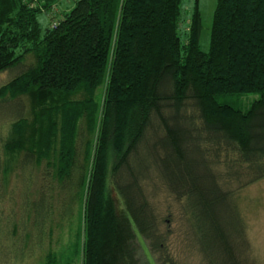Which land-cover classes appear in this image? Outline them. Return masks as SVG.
Masks as SVG:
<instances>
[{"label": "trees", "instance_id": "1", "mask_svg": "<svg viewBox=\"0 0 264 264\" xmlns=\"http://www.w3.org/2000/svg\"><path fill=\"white\" fill-rule=\"evenodd\" d=\"M57 1L0 0V209L39 169L41 264H143L138 236L159 264H262L242 200L264 179V0H217L208 51L200 0L187 24L184 0Z\"/></svg>", "mask_w": 264, "mask_h": 264}, {"label": "rangeland", "instance_id": "2", "mask_svg": "<svg viewBox=\"0 0 264 264\" xmlns=\"http://www.w3.org/2000/svg\"><path fill=\"white\" fill-rule=\"evenodd\" d=\"M76 0H58L55 7L58 13L62 14L64 10L70 9L74 6ZM217 0H200V9L203 19V31L201 37V48L208 51L210 48L211 27L213 22L214 10ZM194 6V0H184L183 2V19L188 20ZM43 28L49 25V17L45 12L39 16ZM6 73V72H3ZM7 76V74L5 75ZM4 76H1L3 78ZM2 79H0L1 82ZM5 80V79H3ZM258 94L250 93L244 96L246 102H250L256 98ZM1 117V115H0ZM2 128L4 124L0 125ZM6 128V127H5ZM4 128V129H5ZM4 129L0 131V158L3 159L2 142L4 137ZM26 173L31 174L32 178L29 187L28 200H33L37 195V188L41 183V173L39 169L20 172L19 175L14 174L10 177V181L5 189L6 194L2 199V207L0 209V264H41L44 256V251L38 247V239L36 236V229L33 227L30 218H27V213L30 211L29 207L24 208L26 203L24 199L26 195L24 189L26 188ZM156 187L153 183L148 184V192L154 193ZM57 189L53 192L57 196ZM153 196H150L155 204H158L159 210L164 218L169 217L172 212H178V203L169 195L167 190L162 187ZM113 195L116 196L115 191ZM244 199L242 200V207L245 217L248 222V233L254 246V252L258 259L264 264V179L250 185L243 192ZM79 202L75 204V221L79 222L78 211ZM171 207V208H170ZM27 209V211H26ZM77 213V214H76ZM13 220V221H11ZM24 220L28 221L25 222ZM14 222L16 228L14 229ZM171 226L178 233L176 221H171ZM9 232L7 234V231ZM27 233L29 237L27 238ZM58 235V233L56 234ZM47 244L48 239L44 240ZM138 242L141 245L140 255L143 264H159L156 262V257L151 253L148 246L142 237L138 236ZM5 249H4V246ZM50 243V241H49ZM4 250V251H3ZM24 256L23 258H21Z\"/></svg>", "mask_w": 264, "mask_h": 264}]
</instances>
